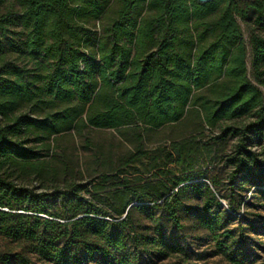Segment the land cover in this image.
I'll list each match as a JSON object with an SVG mask.
<instances>
[{"label":"trees","instance_id":"16d2710c","mask_svg":"<svg viewBox=\"0 0 264 264\" xmlns=\"http://www.w3.org/2000/svg\"><path fill=\"white\" fill-rule=\"evenodd\" d=\"M8 1L0 0V8ZM111 1L21 0L20 15H0L2 36L16 23L25 31L21 44L10 41L8 46L31 60H44L49 68L41 77L42 85L36 86V81H28L26 70L7 64L0 67V208L8 210L0 211V220L4 221L0 231L15 240L38 242L36 253L64 264L81 263V258L69 250L74 240H84L83 249L89 257L98 254L107 259L109 253L90 246L87 238L121 248V231L129 227L130 209L115 193L118 220L116 231L109 233L110 225L105 220L90 217L98 214L91 210L93 204L80 196L84 186L70 185L50 194L26 187V177L41 179L44 174L42 162L37 160L40 154L26 146L28 141L43 144L52 136L86 126L157 129L179 122L191 109L206 127L249 114L254 117L246 126L222 129L219 138H243L247 134L264 137V38L253 35L249 39L251 82L236 23V19L246 20L249 13L263 22L264 0H213L207 4L195 0H118L104 36L97 37L88 27L107 12ZM143 7L151 14L140 17ZM54 101L64 107L42 118L19 113L23 105ZM196 150L194 140L174 142L170 152L159 156L165 166L173 165L186 173L193 171ZM259 156L260 160L237 146L229 160L233 166L228 175L230 185L247 180L255 186L264 185V150ZM142 158L150 155L137 150L124 164L138 163ZM189 178L173 177L170 184L175 192L171 193L166 186L158 192H137L119 177L103 179L115 181L125 195L146 199L153 209L166 213L176 230H181L177 209ZM200 186L204 188V200L197 219L204 229L212 231L217 227L218 212L209 209L212 205L219 208L220 203L207 186ZM190 187L195 188L193 184ZM258 193L264 198V191ZM55 200L61 203L65 215L47 210L48 202ZM38 214L69 221L60 224L41 220ZM79 214L83 216L75 219ZM122 215L124 219L119 220ZM47 233L49 241H41ZM61 238L67 240L58 248L53 243ZM135 241L170 253L181 251L175 243L168 244L161 233L156 239L138 236ZM8 260L1 256L0 264H8ZM18 264L28 262L20 259Z\"/></svg>","mask_w":264,"mask_h":264},{"label":"rangeland","instance_id":"374dc122","mask_svg":"<svg viewBox=\"0 0 264 264\" xmlns=\"http://www.w3.org/2000/svg\"><path fill=\"white\" fill-rule=\"evenodd\" d=\"M117 8L118 0H112L107 12L88 27L91 32L97 37L104 36V29L113 20ZM22 11L21 0H11L0 8V15L15 18ZM150 14L143 7L139 16L146 17ZM236 23L245 46L247 77L253 82L249 39L253 35L264 38V18L260 23L254 14L249 13L246 20L236 19ZM24 39L25 31L18 23L9 26L5 35L0 34V67L7 64L24 69L29 73L28 81H36V86H40L43 82L41 77L49 69L48 63L41 59L31 60L25 53L8 46L10 41L21 44ZM63 107L64 104L56 101L39 106L28 104L23 105L19 113L42 118ZM253 121L254 117L249 114L206 127L202 124L200 115L191 109L179 122L157 129L145 130L135 126L119 129L79 127L52 136L43 144L28 141L26 146L33 147L40 154L37 160L42 162L44 174L41 179L28 176L23 184L34 192L47 194L54 189L66 190L70 185L84 186L79 194L93 204L91 210L98 214L90 217L105 220L110 225L109 233L116 231L115 222L118 220V207L113 203L114 194H120L128 205L131 214L129 227L121 231L123 246L112 248L102 240L87 238L86 242L90 246L107 250L108 258L102 259L98 254L87 256L83 249L84 240H74L69 250L81 258L80 264H264V198L258 193V190L264 191V185L255 186L247 180L243 183L238 181L232 186L228 181V175L233 170L229 160L234 156L235 148L242 146L246 152L260 160L259 155L264 150V137L256 138L247 134L243 138H219L222 129L246 126ZM191 140L197 146L193 155L192 172L184 173L182 168L164 165L160 154L170 152L174 142ZM137 150L145 151L150 158L125 165V159ZM104 176L119 177L137 192H158L166 186L170 193L175 192L170 184L173 177H190V181L184 184L187 187L183 190L181 206L177 209L182 229L176 230L166 213L153 209L146 199L125 195L115 181L105 182ZM190 184L195 186L193 190ZM200 184L207 186L214 194L215 201L220 203L219 208L212 205L209 209L211 212H218L217 227L212 231L204 229L197 219L202 212L204 200V188ZM142 207H147V211L138 209ZM47 210L51 214L65 215V209L57 200L49 201ZM0 211L8 212L6 208H0ZM107 214L110 217H106ZM37 216L41 220L50 219L60 224L69 221L50 218L44 214ZM82 216L79 214L75 219ZM122 219L124 215L119 218ZM3 223L0 220V228ZM5 223L9 224L6 220ZM60 231H63V227ZM158 233L162 234L168 244L175 243L181 251L170 253L135 241L138 236L156 239ZM48 236L49 233L41 236V241L48 242ZM66 240L61 238L53 244L59 248ZM37 245L38 242L35 241L6 237L0 231V257H8V264H18L20 259L26 260L28 264H64L36 253Z\"/></svg>","mask_w":264,"mask_h":264},{"label":"water","instance_id":"95a60500","mask_svg":"<svg viewBox=\"0 0 264 264\" xmlns=\"http://www.w3.org/2000/svg\"><path fill=\"white\" fill-rule=\"evenodd\" d=\"M197 3L199 4H207V3H210L212 2L213 0H195Z\"/></svg>","mask_w":264,"mask_h":264}]
</instances>
